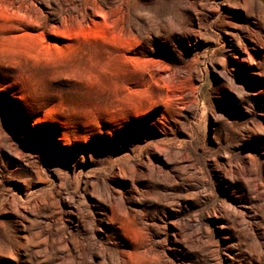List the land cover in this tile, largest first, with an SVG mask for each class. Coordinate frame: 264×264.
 Segmentation results:
<instances>
[{
  "label": "rangeland",
  "instance_id": "obj_1",
  "mask_svg": "<svg viewBox=\"0 0 264 264\" xmlns=\"http://www.w3.org/2000/svg\"><path fill=\"white\" fill-rule=\"evenodd\" d=\"M0 264H264V0H0Z\"/></svg>",
  "mask_w": 264,
  "mask_h": 264
}]
</instances>
